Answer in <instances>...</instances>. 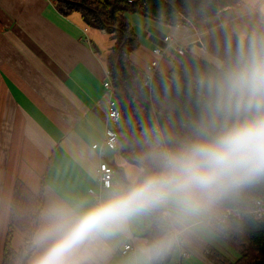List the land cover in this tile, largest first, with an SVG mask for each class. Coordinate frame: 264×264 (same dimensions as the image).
I'll list each match as a JSON object with an SVG mask.
<instances>
[{"label":"crops","instance_id":"obj_1","mask_svg":"<svg viewBox=\"0 0 264 264\" xmlns=\"http://www.w3.org/2000/svg\"><path fill=\"white\" fill-rule=\"evenodd\" d=\"M0 24L3 28L0 33L2 264L10 203L18 179L34 192L43 188L44 213L53 205L90 206L115 188L138 178L140 171L115 169L111 188L102 189L99 183L101 163L117 167L115 159L121 145L119 142L116 150H106L103 155L93 149L95 144L102 145L105 138L108 97L104 81L109 73L107 59L111 50V46L100 48L97 39L109 34L87 27L79 13L61 14L51 0H0ZM160 24L163 25L157 26L165 29V34L160 35L154 28L145 36L140 35V47L131 55L143 68L151 63L155 49L170 44L188 49L218 28L229 29L244 42L264 24V0H240L193 27ZM182 28L187 29L184 34ZM167 37L172 40L170 43L166 42ZM189 52L221 67L217 63L219 59L208 57L204 46H194ZM176 56L173 51L171 58L164 59L159 72H169L177 61ZM223 212L220 208L204 222L178 232L166 211L165 221L172 233L169 243L172 258L169 263L154 258L152 264H214L208 258L209 249L222 252L225 243L209 222L220 219ZM152 227L153 219L146 212L132 218L124 230L90 247L92 264H144L141 250L149 244L147 233ZM176 232L181 234L189 253L182 260L173 236ZM24 241L25 235L17 232L15 249H21ZM127 244L133 250L124 255L122 251ZM36 255L37 249L31 264Z\"/></svg>","mask_w":264,"mask_h":264},{"label":"trees","instance_id":"obj_2","mask_svg":"<svg viewBox=\"0 0 264 264\" xmlns=\"http://www.w3.org/2000/svg\"><path fill=\"white\" fill-rule=\"evenodd\" d=\"M51 1L61 14L68 16L79 13L87 27L106 31L114 40L107 68L115 97L123 116L130 123L127 136L120 138L121 151L126 158L144 169L150 167L148 154L160 137L153 135L151 130L159 125L162 135L182 138L188 134L193 123L203 114L208 96L204 83L219 77L233 65L241 48L247 51L252 40L259 42L264 39V24L252 31L244 42L227 28L215 29L202 39V43L207 53L221 61V67L191 52L184 55L177 53V61L171 70L167 73L158 71L151 87H145L144 78L148 67H141L131 57L139 49L140 41L128 14H139L173 27L194 26L216 17L220 12L237 5L240 0ZM2 29L0 24V33ZM258 200L264 204V183L241 191L221 207L223 211L240 210V219L209 222L213 231L238 254L236 260H231L223 252L211 248L208 258L214 264H264V218L259 219L254 215ZM43 209V188L34 192L23 180L18 179L10 203L2 264H31L36 252L33 237L41 226ZM165 212L146 211L153 219V227L148 229L147 237L149 244L165 240L163 250L154 258H163L165 263H169L173 254V249L169 248L172 233L165 221ZM17 232L25 235L24 246L19 250L14 247Z\"/></svg>","mask_w":264,"mask_h":264},{"label":"clouds","instance_id":"obj_3","mask_svg":"<svg viewBox=\"0 0 264 264\" xmlns=\"http://www.w3.org/2000/svg\"><path fill=\"white\" fill-rule=\"evenodd\" d=\"M203 86L208 96L200 119L182 138L161 135L138 178L90 206L53 205L42 214L32 264H92L95 242L146 211L166 210L179 232L264 183V39L241 48L236 62ZM164 244L145 246L144 264H152Z\"/></svg>","mask_w":264,"mask_h":264},{"label":"built area","instance_id":"obj_4","mask_svg":"<svg viewBox=\"0 0 264 264\" xmlns=\"http://www.w3.org/2000/svg\"><path fill=\"white\" fill-rule=\"evenodd\" d=\"M166 42H171L170 37H167ZM175 51L179 55H184L187 52L185 48H175L173 44L168 45L166 48H157L154 50V57L147 68V73L144 78V86L151 87L154 76L158 73L161 62L164 59L171 58V55ZM104 87L106 89V94L108 97V105L106 109V130H105V138L104 143L102 145L95 144L93 145V149L99 150L100 154H104L106 150H116L119 145V132L118 127L120 126L124 116L123 112L119 106L118 100L115 97V93L112 86V78L110 74H107V77L104 81ZM151 133L156 137L162 135V130L159 125H157ZM115 169L112 165L107 162H102L99 167V183L102 189H109L112 186V182L115 176ZM91 194H95L94 190L90 191ZM254 215L261 219L264 218V204L262 201L258 200L256 202V208L254 210ZM242 217V212L238 209H227L224 210L223 215L217 221L219 223L224 222L229 218H237L240 219ZM176 239L177 247L180 251V259H184L188 257L189 253L186 250L185 243L181 237V234L176 232L173 234ZM133 250V246L131 244L125 245L122 253L124 255L128 254Z\"/></svg>","mask_w":264,"mask_h":264},{"label":"rangeland","instance_id":"obj_5","mask_svg":"<svg viewBox=\"0 0 264 264\" xmlns=\"http://www.w3.org/2000/svg\"><path fill=\"white\" fill-rule=\"evenodd\" d=\"M128 19L130 20V22L132 23L133 27L135 28L136 34L139 37L141 36H145V33L152 31V29H156L160 35L163 36V34H165V29H163L162 27H160L163 24H160L159 22H156L152 19H149L147 17H144L142 15L139 14H128ZM160 25V26H157ZM192 26V25H191ZM193 27V26H192ZM187 31L186 28H182L181 29V33H185ZM143 34V35H142ZM99 44V45H98ZM97 45L100 48H106L107 46H113L114 45V40L111 38L110 35L102 36V37H98L97 39ZM210 55V54H209ZM210 59L213 58L212 55L208 56ZM214 60V58H213ZM217 63L222 66V63L218 60ZM129 120L128 119H124L122 121V123L120 124L119 128H120V138L127 136L128 130H129ZM122 145H120V148L118 150V156L115 159V163L117 165V167L120 170H124V171H132V172H141L142 170H144V168L141 165L135 164L134 162H132L131 160H129L128 158H126L122 152ZM119 173V172H118ZM119 175V174H118ZM121 177V176H119ZM20 235V234H18ZM223 245V244H222ZM224 248L222 249V252L228 256L231 260H236L238 258V254L235 253L229 246H227L226 244L223 245Z\"/></svg>","mask_w":264,"mask_h":264},{"label":"water","instance_id":"obj_6","mask_svg":"<svg viewBox=\"0 0 264 264\" xmlns=\"http://www.w3.org/2000/svg\"><path fill=\"white\" fill-rule=\"evenodd\" d=\"M194 46H203V44H202V42L201 41H197V42H195V43H192L189 47H188V49H187V52H189L190 50H191V48H193Z\"/></svg>","mask_w":264,"mask_h":264}]
</instances>
